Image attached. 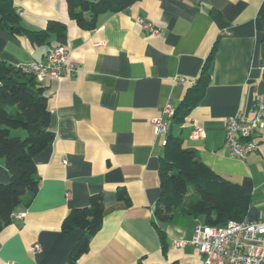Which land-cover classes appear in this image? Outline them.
<instances>
[{"label": "crops", "instance_id": "1", "mask_svg": "<svg viewBox=\"0 0 264 264\" xmlns=\"http://www.w3.org/2000/svg\"><path fill=\"white\" fill-rule=\"evenodd\" d=\"M12 1L29 31L44 30L51 21L65 25L64 47L76 71L40 83L54 141L34 158L35 197L18 207L0 232V264H66L82 232L64 234L61 223L94 194L102 197L101 227L75 264H201L197 248L173 242L190 239L194 228L204 225L202 217L161 225L165 248L151 224L167 134L155 135L150 121L167 103L179 105L213 45L203 98L167 133L196 150L211 171L250 193L245 220L263 217L264 125L255 139L257 152L244 160L229 156L223 131L225 118L237 113L252 119L256 96H264V0H139L125 11L100 15L91 31L70 20L65 0ZM138 18L157 32L145 30ZM55 44L52 38L35 47L0 31V62L17 67L42 61ZM178 77L183 85L175 83ZM193 126L204 129V140L191 139ZM3 165L0 159V183L6 184L10 176ZM118 189H124L129 205L117 198Z\"/></svg>", "mask_w": 264, "mask_h": 264}, {"label": "trees", "instance_id": "2", "mask_svg": "<svg viewBox=\"0 0 264 264\" xmlns=\"http://www.w3.org/2000/svg\"><path fill=\"white\" fill-rule=\"evenodd\" d=\"M139 0H65L66 11L72 22L91 31L103 14L125 11ZM12 0H0V31L9 36L24 37L32 45L64 46L66 27L59 22L47 23L44 30L29 31L21 26ZM264 29V19H263ZM262 41V77L264 80V30ZM52 46V47H55ZM213 45L202 64L195 84L187 89L185 97L174 108L169 127L182 125L199 104L209 85ZM45 89L18 67L0 62V159L10 180L0 183V232L11 223V214L21 205L28 206L35 197L39 178L34 158L54 141L49 130V111ZM164 152L159 164L160 194L153 212V224L165 248L161 225L174 223L183 217H202L204 225L223 226L228 220H243L251 203L250 193L237 183L226 180L211 171L197 157L196 150L182 146L180 138L167 133ZM117 198L129 205L124 189L117 190ZM101 194L90 197L87 206L73 208L61 223V232H82L72 247L66 264H75L88 251L90 239L100 229L103 215ZM162 248V249H164ZM165 250V249H164Z\"/></svg>", "mask_w": 264, "mask_h": 264}, {"label": "built area", "instance_id": "3", "mask_svg": "<svg viewBox=\"0 0 264 264\" xmlns=\"http://www.w3.org/2000/svg\"><path fill=\"white\" fill-rule=\"evenodd\" d=\"M21 16L22 10L16 12ZM145 30L157 32L149 23L138 18ZM22 73L33 76L42 83L46 80H59L67 74L75 73V65L71 62L64 46L50 47L42 61H31L17 66ZM175 83L183 85L181 77L174 79ZM253 117L250 120L242 119L237 113L224 120V147L230 157L244 160L252 152H257L259 130L264 125V96L257 95L253 102ZM174 107L167 103L161 108L160 115L150 121V127L155 135H166L169 127L168 120L174 115ZM204 129L193 126L192 140H204ZM65 164V161H63ZM69 199V193L65 194ZM12 216V215H11ZM13 216H16L15 214ZM21 216V215H20ZM191 238L176 240L173 245L182 248L186 245L194 246L202 256L201 264H260L264 263V215L260 220L240 221L228 220L223 226L197 225ZM34 251L39 250L34 245ZM6 264H15L8 262Z\"/></svg>", "mask_w": 264, "mask_h": 264}]
</instances>
